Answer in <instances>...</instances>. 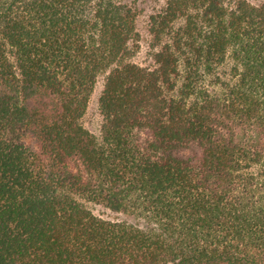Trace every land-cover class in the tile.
Listing matches in <instances>:
<instances>
[{
	"label": "trees",
	"instance_id": "1",
	"mask_svg": "<svg viewBox=\"0 0 264 264\" xmlns=\"http://www.w3.org/2000/svg\"><path fill=\"white\" fill-rule=\"evenodd\" d=\"M137 21L0 0V264H264V0H165L147 65Z\"/></svg>",
	"mask_w": 264,
	"mask_h": 264
},
{
	"label": "rangeland",
	"instance_id": "2",
	"mask_svg": "<svg viewBox=\"0 0 264 264\" xmlns=\"http://www.w3.org/2000/svg\"><path fill=\"white\" fill-rule=\"evenodd\" d=\"M133 3L138 8V30L141 34L140 49L134 58L135 61L142 65H147L152 62V57L149 54V34H148V19L150 15L158 11L165 0H126ZM103 88V77L98 79L96 87L91 95L88 109L83 117L84 125L94 134L99 135L102 116L98 107V96ZM94 211L105 217L122 218L121 215L112 211L106 210L102 206H93Z\"/></svg>",
	"mask_w": 264,
	"mask_h": 264
}]
</instances>
